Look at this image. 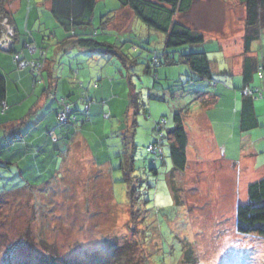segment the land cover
I'll return each instance as SVG.
<instances>
[{
  "label": "rangeland",
  "instance_id": "374dc122",
  "mask_svg": "<svg viewBox=\"0 0 264 264\" xmlns=\"http://www.w3.org/2000/svg\"><path fill=\"white\" fill-rule=\"evenodd\" d=\"M103 2L107 12L118 8V0H98L97 11L104 8ZM210 8L208 5L207 10ZM116 15L122 16L116 19L114 26L126 28L116 31L119 34L123 32L125 37L122 39H128L126 34L132 33L131 38L134 39L130 41L146 42L147 48L145 52L143 50L146 55L147 49L164 48V33L149 28L136 16H132L128 8L118 9ZM7 22L12 27L8 17ZM3 30L7 34L11 31L5 28ZM109 34L112 33L99 30L96 39L112 42L117 40V36L109 37ZM152 37L156 42L150 41ZM206 37L204 46L199 47L200 50L221 47L220 53L212 55V58L216 56L224 63H232L236 69L240 61L238 53L244 52L242 37L234 34L228 36L212 34ZM4 41L7 44V41ZM255 49L259 54L260 42H254V52ZM189 51L190 49H185V52ZM86 52L89 54L85 55L87 56L85 58L90 63L98 61L103 63L96 80L100 85L103 83V86L107 87L110 83L113 87L107 88L115 92L116 96L109 97L107 101L112 99L109 105L116 115L113 113L109 118H103L102 115H95L91 111V120L94 123L89 129L86 126L88 130H84L87 144L83 142L72 144L70 160L68 159V164L63 167L61 154L53 150L55 143L49 146L52 156H46L43 177L49 181L52 177L58 178L62 173V183L67 188L60 191L63 195L51 191L46 198L43 191L38 193L37 190H29L19 197L10 196L0 200V264L5 263L7 251H13L17 261L20 257L29 256L34 259L32 264H35L38 260L35 255H41L43 252L37 238L41 235V225L46 223L48 226L54 225L47 227L49 232L44 234L46 239L53 241L55 248L69 261H75L80 254L104 257L110 244L115 242L122 245L127 241L125 239L130 238L128 242L134 241V244L127 242V246L134 251L133 264H264V238L239 234L235 225L236 208L247 201L248 184L264 174L262 164L264 153L259 154L256 160L252 157L247 158L250 155L248 152L243 153L244 161L242 157L240 165L236 164L235 168L230 170L227 162L221 165L214 154L208 155L212 147L204 143L214 135L219 141H223L231 133L232 130L226 123L234 116L231 110L239 111L241 97H238L239 103L236 108L225 101L226 97L224 99L221 96H225V86L233 89L232 87L240 86V80L236 78L231 80L228 70L224 69L222 78L215 77L214 81H196L199 83L197 88L201 87L202 83H207L208 93L195 97L196 95L188 91L191 86L187 83L189 78V75H185L187 73L180 71L179 73L183 74L180 82L164 85V81L153 80L151 73H144L147 62L141 60L139 66L134 68L132 84L135 91L141 92L140 99L143 98L150 118L143 112H139L135 118L137 124L133 135L136 145L134 169L137 170L133 171L138 175L131 202L125 197V183L121 182L124 174L117 167L119 157L115 156L119 150L120 136L118 132L117 134L112 132V129L115 131L119 128L118 119L126 109L127 82L123 77H118L120 72L112 63L105 61L106 58L100 60L101 54ZM181 67L183 68L182 65ZM255 83L262 84L261 80ZM181 89H184L185 93H182ZM168 91L174 92V96ZM112 92L109 94L113 95ZM222 93L224 94L220 96ZM49 97L40 112H37V116L41 114L40 116L46 115L47 119L51 118L54 102L53 97L51 95ZM119 102L122 103L121 108L118 107ZM260 102L264 103V100ZM183 108L184 127L189 136V170L183 172L184 174L182 171L173 172L176 170L172 168L165 139L161 138L158 143L164 157L163 161L154 162L146 151L148 143L156 138L152 130L153 120L165 116L167 124L164 128L168 129L173 125V113ZM211 110L218 112L217 116L210 115ZM107 112H111L109 108L106 109ZM204 113L209 115V126L199 120ZM262 115L264 117V113ZM130 120L131 112L128 114V124ZM210 123L215 132L212 136ZM259 131L263 134L264 128H259ZM57 132L58 130L52 133L53 140L57 137ZM237 137L238 134L235 135V138ZM39 159L38 157L37 160ZM61 167L60 172L58 170ZM153 167L156 169L155 173L150 169ZM14 171L13 164L7 165V168L0 166V191L26 184L29 175H25V179L22 180ZM58 188L61 189L59 186L55 189L59 191ZM135 212L137 218L136 222H133ZM80 226H83L82 230ZM101 236L113 237L116 240L101 245ZM154 237L156 240H153ZM186 259L189 262L185 261Z\"/></svg>",
  "mask_w": 264,
  "mask_h": 264
},
{
  "label": "trees",
  "instance_id": "16d2710c",
  "mask_svg": "<svg viewBox=\"0 0 264 264\" xmlns=\"http://www.w3.org/2000/svg\"><path fill=\"white\" fill-rule=\"evenodd\" d=\"M195 1L196 0H118V8L115 10H108L107 12V10L105 11V2H103L104 8H102V11H97V0H50V15L56 20L61 29L69 33L60 40L59 45L60 50L65 52L60 54V65L64 62H69L71 64V73L68 72L70 73L68 82L70 81V85L73 86L68 93L58 90V87L55 86V78H51L48 84L44 81L43 72L49 60V52L46 46L48 39L40 37V42L43 43L41 46H36L30 40H26L19 44V48L12 45L9 50L5 51L0 49L1 53H8L10 55L11 62L15 69L28 70L31 75L30 84L32 91H34L36 95L34 102L30 103L31 105L28 109L26 108L27 112L25 114H20L18 118L9 120L6 118L8 114L7 109L9 107V103H7L6 100L8 81L4 73L0 71L1 137L3 136L2 134H4L3 141L0 143V166L1 168H7V165L13 164L15 168L14 173L22 180L25 179V175H29V177L26 178V184L21 186L16 185L12 189L1 190L0 200L10 196L19 197L22 193H27L29 190H37L38 193L43 191V196L47 198L51 194L49 193L51 191L52 193H57L60 191L62 192L63 189H67L62 183V173L58 175V178L52 177L49 181L43 177V163L45 164L47 160L46 156H52V151H49V146L51 143H55V149L53 150L56 152L59 151L61 154L62 167L68 164L67 160H70L69 156L71 145L73 144V136L78 134L85 139L84 141L86 142L84 130L87 129L86 126H88L89 129L90 125L94 123L91 120V106L95 104L96 100L93 99L94 97L92 94L95 92L93 89H97L103 85V83L100 85L98 80H96L100 72L99 69L102 67L103 63H99V61L90 63L87 61L85 58L87 56L85 55L89 54L86 52L88 51L101 54L100 60L102 61L106 58L105 61L112 63L117 71L120 72L121 75L119 74L118 77H123L127 82L128 93L126 96V109L122 111L123 114L120 115V119H118L120 123L119 128L115 131L112 129V132H118L120 136L119 150L115 155L119 157V164L117 167L120 168L124 174L121 182L125 183V197L133 202L131 199H133V192L136 190L137 184H135V182L138 175L133 171L137 170L134 169L136 145L133 135L137 124L135 118L139 112H143L147 118H150L147 107L143 102L144 100H142L143 98L140 99L141 92L135 91L132 84V78L135 76L134 68L139 66L141 60H145L147 63L146 67H144V73H151L153 80L157 79V82L164 81V85L180 82V77H182L181 75L183 74L179 72L184 71V73H187L185 75H189L187 83L191 88H189L188 91L196 95L195 97L208 93L206 88L207 83H202L201 87L197 88L199 83L196 81H214L215 77L222 78L224 69L228 70L227 65H225L226 63L222 62L220 58L216 56L212 58V55H218L217 52L220 53V49L212 48V50H200L199 47L205 42V36L185 23H182L183 20L179 19V15H191V13L195 11ZM5 2L6 0H0V19L1 15H8L5 12ZM238 2L244 8V52L241 87H237L238 89L236 88V90L237 92L240 91L243 95V98L240 100V117L242 129L245 131L257 126L254 113V102L264 100V53L261 51L263 48L261 46V39L264 30V0H238ZM122 8H128L134 17L136 16L149 28L164 33V48L162 52L152 48L149 50L147 49L146 55L144 53L145 48H147L146 42L138 43L130 41L134 39L131 38L133 35L132 33L126 34L128 39H122V37H125V35L122 34L123 32L121 34L116 32L120 28L116 27L115 30L106 27V23L116 19V12L118 9L121 10ZM94 20L96 22H94ZM104 29L112 33L109 34V37L117 36V40L114 42L105 39L97 40L96 35H98L99 30L105 31ZM109 37L106 38L108 39ZM17 38L19 40L18 35ZM151 40L156 42L153 37L150 41ZM254 42H260L259 57H257V55H249L250 52H254L252 49V46L254 48ZM30 48H33L34 51L31 52ZM186 48L190 49V51H184V53H182L181 50ZM41 52H44V56H41ZM16 55H18L19 59L42 61L43 65L39 73L34 72L30 65L20 68L17 61L14 59ZM176 55L177 57H175ZM169 64L171 66H167ZM257 80H261L262 84H256L254 81ZM107 87L113 88L110 83H108ZM107 87L104 86L106 94H104L106 98L105 101L111 96H116L115 92H112ZM166 89H168V87H166ZM246 89H251L253 93L247 94L245 92ZM255 89H257V92ZM123 91L124 89L122 92ZM180 91L185 93L184 89ZM259 91L262 92V97H256ZM100 92L103 93V91ZM110 92H112L113 95H110ZM168 92L170 95L174 96V92ZM50 95L53 97V105H56L55 108H52L51 120L47 119L46 115L40 116L41 114H39V116H37V112H40L37 108L39 100L42 97L48 99ZM122 101H124V99H122ZM118 107H122L121 102L118 103ZM65 110L67 111L66 117L62 121L59 119L58 115ZM181 110L173 113V125L168 129L164 128L167 124L165 116H160L158 119L153 120L152 130L156 138L154 141H150L146 146L147 155L153 158L152 160L154 162L158 160L163 161L164 157L158 143L161 138L165 139L169 148L172 168L176 171H183L187 164V134L183 121L185 108ZM112 112H100L99 115H102L103 118H109L113 115L114 112ZM130 112L131 120L128 124V114ZM12 115L14 116V114ZM114 115L116 114L114 113ZM45 119H47L46 122ZM57 130V137L53 140L52 133ZM34 131L36 132V138L38 137L39 144L36 145L37 141H35L28 144L25 148L22 147L23 145L20 146L17 144L21 137L28 135V133L29 137H32L33 133H35ZM107 137L108 134L105 135V138ZM30 141L27 140V142ZM76 143H74V145ZM11 144L13 145L11 146ZM62 144H64V146ZM103 145L106 147L104 142ZM38 157L40 158L39 160H37ZM12 159L13 161H11ZM74 161L73 159L72 162L74 163ZM71 166L73 167L72 163ZM62 167L58 171L61 172ZM150 169L153 173L156 172L155 167ZM58 186L61 188H58L59 191L55 189ZM23 205L27 206V204ZM136 218L137 214L135 212L132 218L133 222ZM235 225L236 231L239 234L254 235L264 238V175L248 184L247 201L237 205ZM47 227H54V225L52 226L51 224L48 226L47 223L45 225L42 224L41 235L38 238L36 237L43 252L41 251V255H35V258L38 257L36 260L38 259L40 261L38 263L37 260L35 264H127L126 262H128V264H133L132 258L134 256V251L130 246H127L128 243L134 244V241H132V243L130 241L128 242L130 238L125 239L127 241L123 242L122 245L116 244L115 242L110 244L108 252L104 257L95 254L88 256L87 254H80L75 261L66 260L62 256L63 254L55 248L54 242L46 239V235L44 234L49 232ZM82 229L83 226H80V230ZM134 239L136 240V238ZM114 240H116V238L101 236L100 244L105 245L109 241ZM153 240H156L155 237ZM75 241L78 242L77 239ZM113 249H117V251H113ZM24 258L20 257V260L17 261L16 257L14 258L13 251H7L5 263L3 264H32V261H34V259H31L29 256ZM187 260L188 259L185 261ZM187 262H189V260Z\"/></svg>",
  "mask_w": 264,
  "mask_h": 264
},
{
  "label": "crops",
  "instance_id": "0c3cea01",
  "mask_svg": "<svg viewBox=\"0 0 264 264\" xmlns=\"http://www.w3.org/2000/svg\"><path fill=\"white\" fill-rule=\"evenodd\" d=\"M194 4H196L195 11L192 12L191 15H184V16L179 15L180 17L179 19L183 20L182 23H185L191 28L202 33L205 36V42L207 38L206 36L207 35L210 36L212 34L221 35V36H228L234 34L242 37L243 40L244 8L241 4H239L238 0H196ZM208 5L211 6L210 10H207ZM4 6H5V12L8 14L6 16L8 17L13 27V32L16 34V36L18 35L19 37L18 43L13 44L15 45V47L19 48L20 47L19 44H21V42H24L26 40H30L36 46H41L43 43L40 42L41 41L40 37L48 39L46 46L48 48V52L50 53H49V60L47 61L48 65L46 66L45 71L43 72L44 81L46 82V84H48L51 78L53 79L55 78L56 81L55 86L58 87V90L61 92L68 93V91H70V88H72L73 86L70 85V81L68 82L69 79L68 76L71 73L70 72L71 64L69 62L68 63L64 62L63 64L60 65L59 62V58L61 57L60 54L65 52L60 50L59 45H60V40L66 37L69 33L61 29L60 26H58L56 20H54L50 15L49 12L50 0H6ZM122 9L124 10V8ZM119 16L122 15H116V19H118ZM116 19L107 22L106 27L108 29L111 28L115 29L116 26H114V23ZM129 19L131 18L129 17ZM94 22L96 21L94 20ZM129 23L130 21L128 22L127 26H129ZM121 29L125 30L126 28H120L119 30ZM261 43H262L261 46L263 47L261 51L264 53V30L262 34ZM163 44H164V38H163ZM64 47H68V46H64ZM218 49L221 50V47ZM252 49H254L253 46ZM162 51L163 48L160 50V52ZM181 51L182 53H184L185 49ZM238 54L240 61L237 63L236 69H234L232 63L229 64L226 63L225 65H227L230 79L240 80V86L238 87H241V76H242L241 63L243 59V54L242 53H238ZM25 55L28 56L27 54ZM249 55L252 56L257 55V57H259V54L257 53V49H255V52H250ZM175 57H177V55ZM11 61H12L11 57L8 53L0 52V71L4 73L8 81L6 100L7 103H9L8 104L9 107L7 109L8 114L6 118H8L9 120L18 118L20 114L22 115L25 114L27 112V109L31 105L30 103H33L36 98L35 92L32 91V87L30 84L31 75L28 72V70L15 69ZM216 65L219 66L218 64ZM167 66H171V65L169 64ZM232 78H236V79H232ZM232 88L233 89H230L225 86L226 89L225 96L224 97L221 96L224 93L219 95L221 96V98L224 99L226 97L225 101L226 102L228 101V104L230 103L231 105H235V107L238 108V103H239L238 97L240 96L242 99L243 95L241 94L240 91L237 92L236 90L237 87H232ZM93 90H95V92L93 91L94 93L91 94L94 97L93 99L96 100L95 104L91 106V110L93 111V114L99 115L100 112L106 113L107 108H109V110L112 112V107L109 105L111 100L106 101V103H103L106 99L104 97L105 94L104 86L102 85L97 89H93ZM100 91H103V93H101ZM46 101L47 100L45 97L44 98L42 97L39 100L37 104L38 111H40L43 108L44 102ZM260 101L263 100L254 102V113L257 120L256 127L244 131L241 125L242 121L240 117V108H238L239 110L238 112L237 109L234 108V110L236 109L235 112H232L233 110L230 111L231 114L234 113L232 120L226 123L228 128L230 126L232 130L231 133L228 135V137L223 141H219L216 135H214V137H211V139L208 138L206 139L207 141L204 142L207 146L212 147V151L209 152L208 155L214 154L216 160L219 163H221V165H223V162L224 163L227 162L228 165H230L229 167V169L231 168L230 170H233L236 164L240 165L242 157H243L242 160L244 161L245 156H243V153L248 152L250 155L247 156V158L252 157L253 159L255 158V160L259 154L264 153V141H263L264 133L260 134L259 131V128L261 127L264 128V117L262 115L264 113V103H261ZM55 107L56 105H53L52 108ZM216 113L218 112H213L211 110L210 115L217 116ZM12 114H14V116ZM208 116L209 115L207 113H204V115H201L199 117V120L204 125L207 126H209ZM46 120L47 119H45V122ZM210 127L212 131L211 132V136H212L214 130L212 129L211 123H210ZM237 134L238 137L235 138V135ZM2 135L4 136V134ZM3 136L1 137L0 135V143L3 141ZM27 140L28 141L31 140V141L27 142ZM84 140L85 139H83L78 134H75L72 138L73 145L76 142H80V143L83 142L87 144V142H85ZM35 141H37L36 145L39 144L38 137L36 138V132L33 133L32 137H29V133L28 135L21 137V139L17 144H19L20 146L23 145L22 147L25 148L28 144ZM12 145L13 144H11V146ZM227 149L229 150V152ZM234 152L237 153V155H235ZM186 156H187V164H186V168L182 171V174H184L189 170L188 134H187ZM262 164H264V161ZM254 165H253V169H254ZM173 172L178 173L177 171H173Z\"/></svg>",
  "mask_w": 264,
  "mask_h": 264
},
{
  "label": "built area",
  "instance_id": "2783aa9c",
  "mask_svg": "<svg viewBox=\"0 0 264 264\" xmlns=\"http://www.w3.org/2000/svg\"><path fill=\"white\" fill-rule=\"evenodd\" d=\"M0 27H1V36H0V49H2V50H9L10 48H11V46L17 41L18 42V38H17V36L14 34V32H13V28L10 26V24L7 22V16L5 17V16H2L1 17V19H0ZM11 29V31L9 32V33H11V34H7V33H4V30L3 29ZM4 40H6L7 41V44L5 43V41ZM30 51L31 52H33L34 51V49L33 48H30ZM41 56H44V52H41ZM16 61H17V63H18V66L20 67V68H23V67H25V66H27V65H30L31 66V68H32V70L34 71V72H36V73H39V71H40V69H41V67H42V65H43V62L42 61H33V60H31V61H29V60H27V59H19V57H18V55H16L15 56V58H14ZM255 91L257 92V89H255ZM245 92L247 93V94H252L253 93V91L251 90V89H246L245 90ZM262 92L261 91H259L258 92V95L256 96V97H262ZM255 97V98H256ZM66 113H67V111L65 110L64 112H61L59 115H58V117H59V119L60 120H64L65 119V117H66ZM149 149H150V151H151V148L149 147Z\"/></svg>",
  "mask_w": 264,
  "mask_h": 264
},
{
  "label": "water",
  "instance_id": "95a60500",
  "mask_svg": "<svg viewBox=\"0 0 264 264\" xmlns=\"http://www.w3.org/2000/svg\"><path fill=\"white\" fill-rule=\"evenodd\" d=\"M15 43H18L17 41Z\"/></svg>",
  "mask_w": 264,
  "mask_h": 264
}]
</instances>
